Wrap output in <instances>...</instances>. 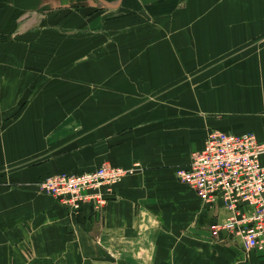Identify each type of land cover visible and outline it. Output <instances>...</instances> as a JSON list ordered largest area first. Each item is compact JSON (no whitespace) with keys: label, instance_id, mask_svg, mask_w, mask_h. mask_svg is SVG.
I'll list each match as a JSON object with an SVG mask.
<instances>
[{"label":"crops","instance_id":"obj_1","mask_svg":"<svg viewBox=\"0 0 264 264\" xmlns=\"http://www.w3.org/2000/svg\"><path fill=\"white\" fill-rule=\"evenodd\" d=\"M121 8L131 13L137 1L109 6L114 12ZM123 17L113 20L121 24ZM243 32L238 39L234 33L222 38L229 70L208 91H191L186 75L194 64L185 66L179 55L163 50L169 64L153 57L151 63L127 66L125 85L142 91L121 99L133 105L130 110L108 112L99 95L93 102L81 98L78 106H71L74 98L59 97L46 111L47 122L41 111L32 146L20 137L13 155L5 147L4 160L0 155V264H264V253L246 255L238 238L212 236L211 226L225 222L229 213L221 205H205L174 170L188 167L212 130L253 134L264 143V9ZM239 44L241 49L235 48ZM217 53L215 48L208 55L214 59L210 65ZM24 119L12 128L24 130ZM104 165L135 172L116 187L101 216L90 204L70 215L54 197L39 192L37 183L51 175L83 174Z\"/></svg>","mask_w":264,"mask_h":264},{"label":"rangeland","instance_id":"obj_2","mask_svg":"<svg viewBox=\"0 0 264 264\" xmlns=\"http://www.w3.org/2000/svg\"><path fill=\"white\" fill-rule=\"evenodd\" d=\"M100 1L73 0L75 5L66 7L60 0H0L3 160L4 147L10 149L7 155H13L12 145L20 137L32 146L35 118L39 120L42 111L43 121H49L46 111L57 106L59 97L74 98L71 106H78L81 98L90 97L93 102L102 95L108 112L130 110L133 105L120 102L121 99L128 101L142 95V91L125 85L127 66L136 68L151 63L153 57L158 64H169L163 50L179 55L185 66L194 64L186 75L191 91H208L209 84H217L229 70L228 62L223 64L229 56L225 57L227 41L222 38L234 33L238 39L251 16L264 9V0H135L137 8L124 13L122 8L116 12L109 9L119 0H107L110 2L103 4L104 8L97 6ZM120 14L124 16L121 24L113 20ZM96 19H104L105 23H92ZM215 48L218 61L210 65L214 59L208 55ZM235 48L241 49V44ZM99 67L105 71L99 72ZM22 117L24 130L22 126L12 128ZM178 169H174L176 177ZM39 192L44 194L40 189ZM221 235L212 236L220 239ZM229 237L237 238L230 234ZM243 250L246 255L257 251H248L244 246Z\"/></svg>","mask_w":264,"mask_h":264},{"label":"built area","instance_id":"obj_3","mask_svg":"<svg viewBox=\"0 0 264 264\" xmlns=\"http://www.w3.org/2000/svg\"><path fill=\"white\" fill-rule=\"evenodd\" d=\"M112 173L120 177L114 180ZM133 173L104 165L83 174L51 175L38 187L73 215L90 204L101 216L116 187ZM177 178L205 205H221L229 213L225 222L212 226V235L227 233L240 238L248 251L264 252V143L255 135L209 133L204 149L178 169Z\"/></svg>","mask_w":264,"mask_h":264},{"label":"bare ground","instance_id":"obj_4","mask_svg":"<svg viewBox=\"0 0 264 264\" xmlns=\"http://www.w3.org/2000/svg\"><path fill=\"white\" fill-rule=\"evenodd\" d=\"M126 170V169H125ZM129 170H133L134 171V169H129ZM135 172V171H134ZM120 176L119 175H117L116 173H112L111 174V178L112 179H114V180H116V179H118Z\"/></svg>","mask_w":264,"mask_h":264}]
</instances>
